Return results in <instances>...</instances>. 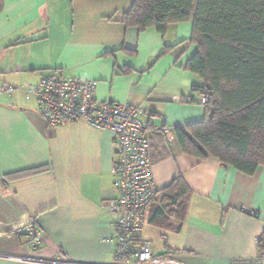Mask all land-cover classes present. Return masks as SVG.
Returning <instances> with one entry per match:
<instances>
[{
  "label": "crops",
  "instance_id": "0c3cea01",
  "mask_svg": "<svg viewBox=\"0 0 264 264\" xmlns=\"http://www.w3.org/2000/svg\"><path fill=\"white\" fill-rule=\"evenodd\" d=\"M133 1L0 0V84L94 80L97 101L141 106L156 188L141 239L182 264H260L264 166L246 175L182 153L175 129L205 116L194 91L204 82L185 68L196 52L192 22L169 24L164 35L126 28ZM114 154L109 131L48 126L22 92L0 94V264H112ZM176 178L190 191L183 214L164 191ZM30 228L41 233L35 249Z\"/></svg>",
  "mask_w": 264,
  "mask_h": 264
},
{
  "label": "trees",
  "instance_id": "16d2710c",
  "mask_svg": "<svg viewBox=\"0 0 264 264\" xmlns=\"http://www.w3.org/2000/svg\"><path fill=\"white\" fill-rule=\"evenodd\" d=\"M121 22L162 35L169 24L192 22L196 52L185 68L203 80L194 91L207 101L203 120L175 129L180 150L246 175L264 166V0H134ZM164 191L183 214L190 191L182 179Z\"/></svg>",
  "mask_w": 264,
  "mask_h": 264
},
{
  "label": "built area",
  "instance_id": "2783aa9c",
  "mask_svg": "<svg viewBox=\"0 0 264 264\" xmlns=\"http://www.w3.org/2000/svg\"><path fill=\"white\" fill-rule=\"evenodd\" d=\"M96 82L71 77L44 76L36 84L14 86L0 84V94L16 91L36 104L48 126L63 122H81L109 131L114 140L112 172L116 196L109 202L115 227V252L112 264H182L172 254H156L151 244L141 239L147 207L156 195L150 165L149 133L141 106L131 103L99 102L94 98ZM207 101L201 94L199 102ZM254 218L259 211L240 207ZM30 247L37 248L42 238L36 228L27 231ZM259 262L264 264V233L256 240Z\"/></svg>",
  "mask_w": 264,
  "mask_h": 264
}]
</instances>
